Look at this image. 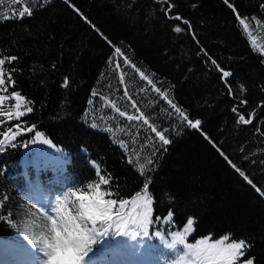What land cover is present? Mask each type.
I'll use <instances>...</instances> for the list:
<instances>
[{
    "label": "trees",
    "instance_id": "16d2710c",
    "mask_svg": "<svg viewBox=\"0 0 264 264\" xmlns=\"http://www.w3.org/2000/svg\"><path fill=\"white\" fill-rule=\"evenodd\" d=\"M229 2L247 17L251 35L224 0H170L175 7L168 16L160 0H22L19 6L3 0L0 58L17 59L4 65L15 69V86L0 94L19 92L24 97L20 111L26 113L3 125V131L17 124L33 129L0 146L4 264L40 257L42 245L32 241L50 234L41 206H54L65 197L75 200L72 192L98 181L97 166L123 199L149 184L153 223L147 236L98 237L88 264H200L184 245L205 238L212 243L229 233L252 245L237 264L248 258L264 264V0ZM25 6L33 9L32 15L20 19L18 12ZM13 9L17 16L4 19ZM175 15L189 21L191 29L169 18ZM177 24L184 31L174 32ZM124 58L130 63L125 65ZM220 69L233 74L227 78L232 95ZM140 72L189 120H199V128L178 118ZM65 77L68 87L62 86ZM125 88L150 123L167 129L171 143L162 145L142 121H126L100 99L115 100L121 110L137 115L123 95ZM14 104V99L6 100L5 112ZM26 106L33 111L26 112ZM233 107L245 118L254 111L253 122L238 124ZM141 164L145 175L140 174ZM169 209L173 223L163 219ZM189 217L194 218L193 230L185 233L184 244L169 247Z\"/></svg>",
    "mask_w": 264,
    "mask_h": 264
},
{
    "label": "snow or ice",
    "instance_id": "6c2138e0",
    "mask_svg": "<svg viewBox=\"0 0 264 264\" xmlns=\"http://www.w3.org/2000/svg\"><path fill=\"white\" fill-rule=\"evenodd\" d=\"M14 5L19 6L22 0H10ZM3 3V0H0V4ZM162 4V11L165 16L172 11L175 7L170 3V0H160ZM224 3L228 5L229 8H232L233 12L236 13V18L240 25L243 26L245 32H249V24L247 23V17H241L238 12H236L235 6L229 2V0H224ZM167 5V7H163ZM261 8H264V4L260 5ZM33 9L30 6H25L18 12V17L23 19L25 15L31 16ZM17 16L16 9H13L11 17L4 16V19L13 18ZM170 19L176 21H181L183 24L188 25L189 30L191 29V24L189 21L183 19L179 15L171 16ZM253 20L256 18L253 17ZM257 25L260 24L259 20H256ZM173 31L176 33H181L184 29L177 24L174 26ZM249 35L251 33L249 32ZM253 44L255 40L253 39ZM116 53L118 55H123L120 52V49L117 48ZM17 57L10 56L0 58V93H7L9 87L15 86V81L12 79V72L7 70L4 65L6 62L11 64L12 61H15ZM123 63L125 65L129 64L130 61L127 58H124ZM211 63L216 65L219 68V65L216 64L215 60H212ZM133 67H135L133 65ZM117 70L121 69V64L119 61L115 64ZM222 72V79L225 82V87L228 90V94L232 95V86L228 82L227 78L231 77L233 74L230 71ZM140 76L143 80L147 81V84L151 86V90L159 94V96L166 100L171 109L174 110V113L178 118L187 121L188 126L192 128H199L200 121L196 120L195 122L188 119V116L177 107L175 103L172 102L167 96V93L161 92L160 88H157L152 79L146 76L143 72H140ZM7 78V83H6ZM121 84L124 83V74L121 71L119 78ZM68 87V78L65 77L63 85ZM240 89L243 92L244 86L240 85ZM145 89H141L144 91ZM95 96L96 93H93ZM124 97H127L130 101V107L135 109L137 115L129 114L127 111L121 110L117 107L115 100H108L106 97L101 96L100 99L104 101L105 105L110 107L113 113H118L119 117L125 118L126 121H142V125H146L151 133L155 134V138H158L159 142L162 145H168L171 143L170 139L166 137L167 129L158 130L153 123H150L149 118L140 110L137 106V102L129 95L127 88H125ZM9 99H14L15 104L7 108L5 112L4 102ZM22 102H24V97L16 91L10 93V95L0 94V116L6 115L5 120H0V136H3V139H0V146H4L6 141L11 142L16 139L17 135H20L23 131L32 132L33 129L28 127L22 129L20 124L8 127L7 131H3V125L7 124L13 118L19 119L24 116L25 111H20L22 107ZM91 103V101H90ZM241 104H247L246 100L241 101ZM13 108L15 112H13ZM33 109L26 106V112L30 113ZM233 113H237L238 124L248 125L253 122L255 118V112L249 113V117L245 118V115L241 114L237 107L231 109ZM170 115L172 113H169ZM115 119V116L112 117ZM96 125H93L95 127ZM118 127V131L125 132L124 127ZM112 131L111 128L108 129ZM128 134V133H126ZM37 138H41L40 133H35ZM137 136L140 133L136 134ZM150 139V137H145V140ZM35 142V141H33ZM43 143L47 144L49 141L43 140ZM120 144L122 147L127 148L128 144L126 141L121 140ZM14 146V145H12ZM145 147L147 145L145 144ZM2 150V147H0ZM166 150V149H165ZM135 151V149H133ZM227 159V157H225ZM129 163H132L131 158H129ZM231 163V161H229ZM148 164L151 165L152 161L149 160ZM236 167L234 164L232 165ZM145 165H140V174L145 175ZM240 172V175L248 181L249 184H252V181L245 176L244 172L240 171L239 168L236 169ZM96 175L99 178L97 182L88 184L83 190L77 192L74 191L71 193L75 200L68 201V198L65 197L64 200H59L53 205H48L47 207L41 206V211L48 221H50V234L45 235L41 233V237L37 241H32L34 245H42L38 247V250L43 253V257L47 259L44 261V264H88L86 257L89 256L91 251V246L97 242L98 237L109 236L114 234L116 236H139L143 234L147 236L148 226L153 223L152 214H153V203L154 198L149 194V184L144 183L142 191L136 192L130 199H123L120 197L119 192L114 190L110 185L112 183L111 178H106L105 175H101V170L99 167H96ZM107 186V187H102ZM253 187H256L253 185ZM257 192L261 190L256 188ZM264 195V193H261ZM106 197H116V198H107ZM71 204V207H69ZM55 213V215H53ZM173 212L169 209L167 217H164L166 223H173L172 220ZM161 217H156L157 221H160ZM194 218L189 217L184 227L183 232H176L173 235V243L169 247H175L177 243L184 244L186 239L185 233H190L193 230ZM159 235V233H157ZM184 247L188 249V254L199 261L200 264H237L238 261H241V258L246 255L247 249L252 247L245 239H240L239 241L231 238V234H225L219 239H216L214 242L209 243V239H201L196 241L195 244L189 245L185 244ZM42 257V259H43ZM254 258H248L243 260L241 264H253Z\"/></svg>",
    "mask_w": 264,
    "mask_h": 264
},
{
    "label": "rangeland",
    "instance_id": "374dc122",
    "mask_svg": "<svg viewBox=\"0 0 264 264\" xmlns=\"http://www.w3.org/2000/svg\"><path fill=\"white\" fill-rule=\"evenodd\" d=\"M43 253L40 254V257L36 260H23L21 263H16L15 260L13 263L9 262V264H44V261L47 259L46 257H43ZM4 260H0V264H4Z\"/></svg>",
    "mask_w": 264,
    "mask_h": 264
}]
</instances>
